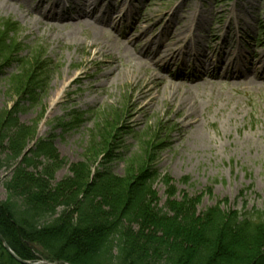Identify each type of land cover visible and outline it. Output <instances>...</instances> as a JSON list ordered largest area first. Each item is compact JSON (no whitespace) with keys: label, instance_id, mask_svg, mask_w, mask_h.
Returning a JSON list of instances; mask_svg holds the SVG:
<instances>
[{"label":"rangeland","instance_id":"1","mask_svg":"<svg viewBox=\"0 0 264 264\" xmlns=\"http://www.w3.org/2000/svg\"><path fill=\"white\" fill-rule=\"evenodd\" d=\"M41 1L0 0V18L19 24L23 56L42 49L54 65L41 103H25L18 115L21 125L38 124L37 138L54 136L57 162L64 163L51 186L72 176L71 166L84 161L105 118L114 119L128 100L130 118L123 125L132 133L122 140L123 159L111 165L117 176L124 177L126 160L140 153L142 138L162 123L172 133L156 168L173 179L180 194L202 193L200 212L223 199L239 212L244 203L248 210L264 209V0H94L98 10L91 18L104 26L80 18L86 0ZM53 5L58 7L50 12ZM137 24L147 33L127 40L138 35L140 28L132 33ZM186 37L182 54L168 64L153 57L157 46L174 48ZM14 71L0 76V111L18 101L5 80ZM72 109L93 114L64 131L56 124ZM5 158L0 149V161ZM7 163L0 171V203L7 201L5 185L19 167ZM153 188L165 210L166 187L158 180Z\"/></svg>","mask_w":264,"mask_h":264},{"label":"trees","instance_id":"2","mask_svg":"<svg viewBox=\"0 0 264 264\" xmlns=\"http://www.w3.org/2000/svg\"><path fill=\"white\" fill-rule=\"evenodd\" d=\"M18 31L17 23L0 18V75L15 66L6 82L9 94L18 99L11 110L0 111V149L6 156L0 171L7 162L19 164L5 185L9 197L0 203V235L19 259L67 264H264V209L247 210L245 204L239 212L223 199L200 212L202 193L180 194L173 179L159 173L158 158L169 147L172 130L160 124L144 136L140 155L126 160L124 177L111 170L123 159L124 135L132 133L117 126L128 105L97 129L84 161L71 166L72 176L51 186L64 163L57 162L54 137L38 140L29 150L38 124L21 125L18 115L25 103L30 107L41 103L52 67L38 49L21 57ZM70 116L69 122L59 119L57 126L78 127L85 114L73 110ZM158 180L166 187L165 210L159 208L153 188ZM207 192L212 197L213 188ZM0 264H21L1 242Z\"/></svg>","mask_w":264,"mask_h":264},{"label":"bare ground","instance_id":"3","mask_svg":"<svg viewBox=\"0 0 264 264\" xmlns=\"http://www.w3.org/2000/svg\"><path fill=\"white\" fill-rule=\"evenodd\" d=\"M6 1H8V2H12V3H15V4H22V5H25L24 3V1L25 0H6ZM43 1V3H45V4H47V2H46V0H42ZM41 1V2H42ZM55 7H58L57 5H53L52 7H51V9H49V11H51V10H53ZM25 9H27L28 10V7H26L25 6ZM33 10H35V9H33ZM32 10V11H33ZM82 12H83V14L82 15H80V18L82 19V20H85V19H90L91 20V25L92 26H97V25H101V26H104V25H102L101 23V21L100 20H98V19H92L91 18V16H92V14H94V13H97V10H98V4H97V1H96V3H95V1L94 0H86V2H85V4L83 5V7H81V9H80ZM40 17L39 18H41V19H49V21H53L52 19H50L47 15L46 16H44V15H39ZM79 18V19H80ZM78 19V20H79ZM77 20V21H78ZM61 21H63V20H61ZM108 25V24H107ZM106 26V25H105ZM134 28H133V30H132V33L133 32H136V31H138L139 30V28H140V26H138V24H137V26L135 27V25L133 26ZM167 27H169V24L167 25ZM147 33V30L146 29H143V28H140V31L138 32V35L136 36V38H134V39H129L130 37V35L126 38L127 40H129V41H137V40H139V39H141V37H143L145 34ZM173 34H171L170 36L172 37V39L173 38H176L175 36H172ZM184 39H188L187 41H186V43L189 41V37H186V38H183L181 41H175V43H174V45H173V47L175 48H172V46L171 47H169V48H164L163 50L161 49L162 47H163V45H159V46H157V49H156V51L153 53V57L155 58L156 56H160V61H166V63L165 64H168L171 60H173V59H175L176 57H178V56H180L181 54H182V52H183V49H184V47L185 46H181L182 44L181 43H183V40ZM212 41H214V42H216L217 41V38L216 37H213V39H212ZM156 42H154L153 44H155ZM158 44V43H157ZM97 54H100V51H97L96 52V55ZM208 60V63L210 62V59H207ZM151 64H153L152 63V60H151ZM153 66L156 68V67H158V66H156V65H154L153 64ZM166 68H167V66H163V68L162 69H164V70H166ZM216 68V67H215ZM264 68V67H263ZM237 79H239V78H237ZM240 80V79H239ZM70 84V82L69 83H67L65 86H64V89L68 86ZM62 95V93H60L59 94V96L58 97H60Z\"/></svg>","mask_w":264,"mask_h":264},{"label":"water","instance_id":"4","mask_svg":"<svg viewBox=\"0 0 264 264\" xmlns=\"http://www.w3.org/2000/svg\"><path fill=\"white\" fill-rule=\"evenodd\" d=\"M0 241H2L3 242V244H4V247H5V249L19 262V263H23V264H30L29 262H25V261H22V260H20L11 250H10V248L8 247V245L6 244V242H5V240L3 239V237L0 235ZM39 264H48V263H45V262H43V263H39Z\"/></svg>","mask_w":264,"mask_h":264}]
</instances>
